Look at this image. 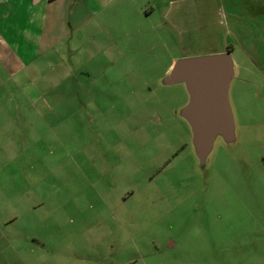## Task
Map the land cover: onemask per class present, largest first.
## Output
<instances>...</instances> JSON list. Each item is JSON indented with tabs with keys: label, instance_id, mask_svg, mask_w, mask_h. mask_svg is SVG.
I'll list each match as a JSON object with an SVG mask.
<instances>
[{
	"label": "rangeland",
	"instance_id": "obj_1",
	"mask_svg": "<svg viewBox=\"0 0 264 264\" xmlns=\"http://www.w3.org/2000/svg\"><path fill=\"white\" fill-rule=\"evenodd\" d=\"M21 1L0 0V264H264V0ZM228 48L237 139L203 170L184 84L158 83Z\"/></svg>",
	"mask_w": 264,
	"mask_h": 264
},
{
	"label": "water",
	"instance_id": "obj_2",
	"mask_svg": "<svg viewBox=\"0 0 264 264\" xmlns=\"http://www.w3.org/2000/svg\"><path fill=\"white\" fill-rule=\"evenodd\" d=\"M236 61L231 50L175 60L160 85L184 84L188 101L175 110L191 130V145L205 170L218 138L237 139L231 87Z\"/></svg>",
	"mask_w": 264,
	"mask_h": 264
},
{
	"label": "crops",
	"instance_id": "obj_3",
	"mask_svg": "<svg viewBox=\"0 0 264 264\" xmlns=\"http://www.w3.org/2000/svg\"><path fill=\"white\" fill-rule=\"evenodd\" d=\"M22 1H23V2H24V1H26V2H30V4H31L32 6H35V5H38V4L42 3V2H44L45 0H30V1H29V0H22ZM22 1H21V2H22ZM49 1H50V0H49ZM173 62H174V61H173ZM172 64H173V63H172ZM171 66H172V65H171ZM171 66H170V67H171ZM169 69H170V68H169ZM169 69H168V70H169ZM168 70H167V72H168ZM167 72H166V73H167ZM164 75H165V74H164ZM164 75H163V76H164Z\"/></svg>",
	"mask_w": 264,
	"mask_h": 264
},
{
	"label": "flooded vegetation",
	"instance_id": "obj_4",
	"mask_svg": "<svg viewBox=\"0 0 264 264\" xmlns=\"http://www.w3.org/2000/svg\"><path fill=\"white\" fill-rule=\"evenodd\" d=\"M230 50V48H228Z\"/></svg>",
	"mask_w": 264,
	"mask_h": 264
}]
</instances>
